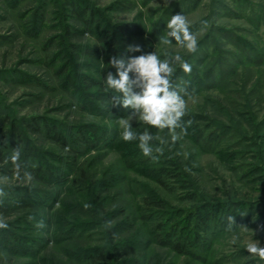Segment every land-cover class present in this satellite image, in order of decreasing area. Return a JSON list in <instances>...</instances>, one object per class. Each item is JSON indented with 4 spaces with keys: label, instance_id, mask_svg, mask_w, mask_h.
I'll return each instance as SVG.
<instances>
[{
    "label": "rangeland",
    "instance_id": "rangeland-1",
    "mask_svg": "<svg viewBox=\"0 0 264 264\" xmlns=\"http://www.w3.org/2000/svg\"><path fill=\"white\" fill-rule=\"evenodd\" d=\"M84 8L102 20L86 26L89 16L77 12ZM176 14L197 37L194 52L174 38L162 43ZM113 32L122 52L141 46L128 56L179 54L191 66L179 84L174 65L172 84L187 85L177 90L186 107L176 141L168 128L131 121L137 136L147 130L162 149L157 159L143 155L138 138H122L130 110L110 104L118 93L94 83L113 56L99 37ZM10 122L29 154L23 148L11 160L0 144V239L19 236L34 252L0 243V264L101 263L87 253H103L109 264H264L247 250L264 247V0H0V138ZM81 126L104 136L74 151L51 137ZM49 168L63 184L39 177ZM148 198L163 205L148 207ZM222 204L219 219L232 215L233 227L217 220L223 233L212 224L200 234L207 247L195 240L181 252L158 241V226L182 218L192 226L194 209ZM126 242L138 256L118 260L114 248Z\"/></svg>",
    "mask_w": 264,
    "mask_h": 264
},
{
    "label": "clouds",
    "instance_id": "clouds-1",
    "mask_svg": "<svg viewBox=\"0 0 264 264\" xmlns=\"http://www.w3.org/2000/svg\"><path fill=\"white\" fill-rule=\"evenodd\" d=\"M166 29L167 36L163 38V44H172L171 38H174L175 42L187 52L196 50L197 37L191 32L189 21L184 14L171 16ZM139 51H141L139 44H129L123 52L113 55L109 64L115 69V74L108 72L104 77V84L108 93H118V95H111L110 104L130 110L129 116L132 119L121 121L122 138L125 141L138 138V146L143 155L157 159L158 157L153 153H159L162 149L153 147L150 143L153 136L147 130L137 136L131 121L138 119L158 129L168 128L173 133L171 139L176 141L178 136L175 134V129L180 126L186 105L184 98L172 85V75L177 62L185 72L190 71L191 66L179 54L168 58H161L156 52L138 56L127 55L129 52ZM130 73L133 75L130 76ZM18 155L17 152L13 159L15 160ZM227 221V227L231 229L234 223L233 216L229 215ZM247 250L264 260V247H260L257 242L249 244Z\"/></svg>",
    "mask_w": 264,
    "mask_h": 264
},
{
    "label": "trees",
    "instance_id": "trees-1",
    "mask_svg": "<svg viewBox=\"0 0 264 264\" xmlns=\"http://www.w3.org/2000/svg\"><path fill=\"white\" fill-rule=\"evenodd\" d=\"M68 5L69 6H74V3L72 1H68ZM78 14H83L84 16H89V19L85 20L87 25L86 26H90V24L92 22H98V21H101L102 20V16L101 14L99 13V15H96V11L94 9H91V8H84L83 10H81L80 12L77 11ZM123 29V28H122ZM124 30V29H123ZM66 31V29H65ZM106 38L109 42V45L112 47V53L113 55H117L119 53H121L122 51L119 49V42H118V38L116 36V34L113 32L112 35L109 37V33L106 34V35H102L101 37H99V41L100 42H104L106 41ZM63 43V42H62ZM97 52V51H96ZM95 53V52H94ZM96 54V53H95ZM110 67H108L107 69H104L103 70V78L106 77L107 73L108 72H112L113 74L115 73V69L109 65ZM183 69H180V71H178L177 75H176V78L173 80V82H180L183 80L182 79V75H187L188 73L187 72H184L183 73ZM207 74H205L204 72V76H211V73L209 71L206 72ZM196 77L194 78V80H198L201 76V74L198 75V73H196ZM181 77V78H180ZM196 82V81H195ZM95 84L97 83V85H102L104 84V81H97V82H94ZM177 85V87L175 85H173V87L178 90V89H184L187 87V85L185 84V86H181V85ZM104 86H106L104 84ZM105 88V87H104ZM118 109L120 110H124L123 107H120V106H116ZM12 122H10V124H8V127H7V131H3L1 129V132L2 134H4V139L0 138L2 141L0 142V144L2 143L3 146L6 148L7 150V153L9 152L13 157L17 152L19 154L23 153V152H27L26 154H29L28 151L26 150L25 148V141L24 139L22 138L21 136V131L18 129V127L15 125V124H11ZM34 124V123H32ZM36 132H39V127L38 125H33L32 126ZM227 131H228V128H226ZM56 130V129H55ZM98 132L95 131L93 128H91L90 126H81V127H77L74 131V133L72 135L70 134H65V135H59V133L57 131H54L53 129V132L51 133V137L53 138L54 141L58 142L60 145H62L63 147L66 146V147H70V151H74L77 144L80 143V142H88L90 141L89 140V137H93L94 135H96ZM104 136V132H101V133H98L97 134V139L99 138H102ZM25 151H23L24 149ZM30 152V151H29ZM76 152V151H75ZM17 159V158H16ZM15 159V160H16ZM11 160H14L13 158ZM14 160V161H15ZM43 168L42 167H39L36 172L39 170L41 171ZM38 171V172H39ZM44 171V170H43ZM58 171H55L54 169H50L46 172V173H42V175L39 177H41V179H44L45 182H47L46 184L48 185V183H53L51 184L52 186L54 185L55 183V186H60L61 184H63V175H61V173H57ZM57 193H59L58 191H56ZM57 193L55 194V190L54 191H51L49 194H47V197L46 199H49L50 201L51 200H54ZM14 197L17 198V194H13ZM30 201V200H29ZM147 205L148 207L150 206H153V207H158V206H162L163 203L162 201H158V200H155L152 199V198H148L147 200ZM1 206V205H0ZM2 209V207H0ZM221 210L223 212V204L222 205H207L205 207V210H199L198 212V209H194V216L193 217H197V220L194 222V225L191 226V223L189 222L190 219L188 218H182L181 221H177V222H173V223H170L169 225H165V226H158L157 230L161 231L160 235L157 237H159L158 241L161 243V244H164V245H168L169 247L177 250V251H181V252H188L187 248L191 245L192 242H194L195 240L197 241L198 240V244L200 245V247H207V243H205L204 241H201L202 239V236H200V234L202 233H206V232H209V229H211L212 227V224H215L217 231L216 233L219 234L220 230L221 232L220 233H223V225L222 227L221 226H218L217 225V220H221V223H224V221L228 222L227 221V217H225L226 219L222 218L219 219L220 216H223V215H219L221 213ZM218 216V217H217ZM214 221V222H213ZM215 235V234H213ZM216 236V235H215ZM7 237V235H6ZM11 239H5V238H2L0 239V241L2 240L1 243V246H3L4 244H2L3 242H10L9 245L10 247H16L17 249L16 250H20V248L22 247L23 250H25L27 253L31 254V252H34V251H31L32 248H28V244L29 242L26 241V243H24L25 241L21 242L20 241V237L19 236H16V235H13L11 236ZM4 240V241H3ZM23 240V239H22ZM202 242L201 244L199 242ZM28 242V243H27ZM24 248H27V249H24ZM114 253H115V258H117L118 260H122L121 258H124V257H128V256H138V251L136 250V245H133V243H129V242H126L122 245H118V246H115L114 248ZM103 253H97V254H94V253H87L86 254V257H89V259L91 261H93V263H98L99 261L101 263H98V264H109V261L108 259L102 255ZM123 264H138L137 262L135 263H132V262H129V261H124Z\"/></svg>",
    "mask_w": 264,
    "mask_h": 264
}]
</instances>
